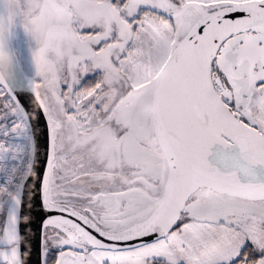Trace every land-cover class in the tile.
I'll list each match as a JSON object with an SVG mask.
<instances>
[{"label":"snow or ice","instance_id":"6c2138e0","mask_svg":"<svg viewBox=\"0 0 264 264\" xmlns=\"http://www.w3.org/2000/svg\"><path fill=\"white\" fill-rule=\"evenodd\" d=\"M18 89L37 264H264V0H0V196L31 165Z\"/></svg>","mask_w":264,"mask_h":264},{"label":"water","instance_id":"95a60500","mask_svg":"<svg viewBox=\"0 0 264 264\" xmlns=\"http://www.w3.org/2000/svg\"><path fill=\"white\" fill-rule=\"evenodd\" d=\"M15 96L30 121L34 145L28 176L6 207L0 235V264H37L42 221L46 213L42 209L39 191L34 186L38 184V175L42 176L45 170L47 127L31 93L18 89Z\"/></svg>","mask_w":264,"mask_h":264},{"label":"built area","instance_id":"2783aa9c","mask_svg":"<svg viewBox=\"0 0 264 264\" xmlns=\"http://www.w3.org/2000/svg\"><path fill=\"white\" fill-rule=\"evenodd\" d=\"M1 100L6 101L3 97H1ZM13 104H15L14 101H12ZM15 119V117L11 116L8 117L7 120L4 119H0V124H4L7 126H11L12 121ZM28 155L31 158V151L30 153H28ZM29 169H30V165H24V167L22 169L19 170H13L10 173V188L6 191H4L2 193V197H4L5 199H11L14 194L17 192V190L19 189V185H21L23 183V181L26 179V177L28 176L29 173ZM3 186H0V188H2Z\"/></svg>","mask_w":264,"mask_h":264},{"label":"rangeland","instance_id":"374dc122","mask_svg":"<svg viewBox=\"0 0 264 264\" xmlns=\"http://www.w3.org/2000/svg\"><path fill=\"white\" fill-rule=\"evenodd\" d=\"M5 103H7V102L1 100V97H0V117H3L4 114H5V112H7L8 117H11V116H12L11 112L3 108V105H4ZM13 117H14V116H13ZM0 198H2V199L5 200V201H8V200H9V199H5V198L2 197V196H0ZM10 200H11V199H10ZM7 205H8V203H6V204L4 205V207L2 208V210H0V211H2V213H3V221L0 222V235H1L2 227H3V223H4V216H5V211H6V207H7Z\"/></svg>","mask_w":264,"mask_h":264}]
</instances>
